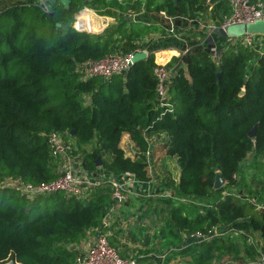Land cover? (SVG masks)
Listing matches in <instances>:
<instances>
[{"label": "trees", "instance_id": "1", "mask_svg": "<svg viewBox=\"0 0 264 264\" xmlns=\"http://www.w3.org/2000/svg\"><path fill=\"white\" fill-rule=\"evenodd\" d=\"M86 1L70 0L65 7L62 0H54L48 12L33 0L0 8V264H76L74 244L90 229L106 231L104 219L116 204L107 182L95 186L87 198L65 191L30 198L2 186L9 177L39 184L60 176V160L47 137L53 130L77 143L89 171L99 168L100 157V168L116 174L131 171L142 180L150 178L146 134L167 132L166 154L177 158L180 176L178 182L169 179L164 184L175 197L160 201L161 213L169 212L166 225L175 241L182 232L207 234L213 227L229 226L260 232L264 250V213L243 195L264 202V185L250 188L242 165L251 155L256 164L251 166L264 173V41L260 52L236 39L226 44L220 62L202 46L174 56L169 63L175 68L168 87L170 105H161L153 50L126 73L109 79L83 77L77 65L143 48L136 38L152 26L145 21L156 18L150 14L154 10L181 16L211 7V19L220 24L231 14L229 0H209L206 7L199 0H146L145 8L143 0L136 1L132 6L145 23L141 30L128 27L131 5L88 0L100 15L117 20L100 34L72 25ZM32 8L38 11L35 16L29 12ZM36 16L50 22L52 34H43L32 22ZM126 133L139 150L134 157L122 147ZM216 169L226 180L220 189L214 188ZM42 203H52L54 209L32 218ZM191 248L199 254L190 264H213L225 255L249 263L259 255L247 234L216 235Z\"/></svg>", "mask_w": 264, "mask_h": 264}, {"label": "built area", "instance_id": "2", "mask_svg": "<svg viewBox=\"0 0 264 264\" xmlns=\"http://www.w3.org/2000/svg\"><path fill=\"white\" fill-rule=\"evenodd\" d=\"M38 1V0H37ZM41 7L45 11H50V0H40ZM231 7V14L225 16L220 24H208L210 34L213 32L215 26H227L239 23H252L258 20H264V0H229ZM137 14L134 12L131 17ZM163 22L166 24V30L170 35H177L176 16H171L165 11H161ZM80 20L77 18L75 27L83 30L79 26ZM236 39H241L247 45L261 51L262 42L264 38L255 37L253 35H243L240 37H224L221 42H210L211 56L220 62L224 47ZM263 39V41H262ZM138 51H146L143 48H137L128 53L112 52L100 59H88L77 65V71L83 77L101 76L109 79L115 74L126 73L130 67L135 63L134 55ZM190 51V45L186 43L182 55ZM166 62H158L154 67V74L157 77V97L160 99L161 105H170L168 99L170 98L168 87L172 82L175 70H170L166 66ZM50 149L53 155L60 160V167L62 172L60 176L49 181L35 184L25 181L21 177H9L2 182L3 187H12L25 194L27 197L33 198L36 195L53 193L57 191H65L68 194L78 196L79 198H87L90 191L97 185L107 182L112 188V197L117 203H124L129 196L134 195L140 198L150 193L159 198L175 197V193L171 188L164 189L162 184L149 178L142 180L138 178L136 173L126 171L120 174L107 171L103 168H97L89 171L82 165V156H72L73 147L62 132L53 130L47 134ZM133 142V141H132ZM151 168V165H148ZM149 171V169H148ZM246 201H250L258 210L264 213V202L258 198L243 194ZM177 198V197H176ZM184 202H189L185 197L177 198ZM112 210V208H111ZM110 210V211H111ZM232 233L234 235L247 234L249 242L254 243L259 251L256 259L250 264H264V250L262 249V242L260 243L257 231L246 233L243 229H236L234 227H213L209 233L197 232L191 234L198 241L210 240L216 235H225ZM109 233H102L97 236L92 242H86L84 239L74 244L77 251L75 263L76 264H137L136 258L124 257L120 254L118 248L110 243Z\"/></svg>", "mask_w": 264, "mask_h": 264}, {"label": "crops", "instance_id": "3", "mask_svg": "<svg viewBox=\"0 0 264 264\" xmlns=\"http://www.w3.org/2000/svg\"><path fill=\"white\" fill-rule=\"evenodd\" d=\"M211 7L207 11V27L208 24H217L213 22L210 16ZM137 13V12H136ZM154 14V13H152ZM138 16V14L136 15ZM107 19H115L114 17L106 16ZM205 17V16H204ZM189 18V17H188ZM187 17L177 23V35H170L166 30V24L155 19L146 20L148 25H152L144 32L140 37L136 38V42L141 43L143 49L148 52L153 50L156 54L158 62H170L174 56H180L186 43L190 45L193 39L190 38L194 33L196 27H192L190 20ZM79 19L82 22L80 27H91V30L96 31L94 28L97 26L96 16L91 10H84L79 15ZM128 27L136 30L143 28L144 21L139 20L138 17H128ZM100 21V20H98ZM198 21V20H197ZM201 23V22H200ZM201 23L205 27V24ZM101 26L97 31L102 30ZM209 28V27H208ZM213 35V37H212ZM210 41L221 42L220 36L212 32L209 35ZM190 40H186V39ZM217 39V40H214ZM176 52L168 54V52ZM168 57V58H167ZM165 58L167 60L165 61ZM172 62V61H171ZM174 65L172 66V68ZM147 139L149 140V150L145 156L147 158L148 165H153L152 159H154V152L157 147H161L167 144V139L170 136L165 131H155L147 133ZM127 144V147H125ZM122 147L127 155L134 157L139 152L138 148L132 142L129 134H124ZM154 148V149H153ZM133 153V154H132ZM177 161V158L174 157ZM178 177L172 178L176 182L179 180L180 167ZM150 179H154L153 171H149ZM171 179V178H170ZM156 180V179H154ZM174 189V188H173ZM157 196H153L150 193L143 198L131 195L124 203H117L112 207L110 213L104 219L106 225V231L109 233L114 242V246L118 248L119 252L127 257L136 258L138 264H190V260L195 255L198 256L199 251L192 249L193 244L198 240L191 235H187L182 232L180 240L175 241L172 232L166 225V220L169 216V212L161 213V208L164 205L163 201H160ZM101 232L100 228L90 229L87 232L84 241L92 242ZM260 239V232H258ZM225 255L220 259H215L213 264H240V262H233L227 260ZM248 262V261H247ZM243 262L242 264H250Z\"/></svg>", "mask_w": 264, "mask_h": 264}, {"label": "rangeland", "instance_id": "4", "mask_svg": "<svg viewBox=\"0 0 264 264\" xmlns=\"http://www.w3.org/2000/svg\"><path fill=\"white\" fill-rule=\"evenodd\" d=\"M28 1H32V0H1V3H0V8H3L4 6L6 5H11L12 3H16V2H28ZM47 1V0H46ZM54 0H50V4L52 5ZM88 1V0H87ZM120 3L124 4L126 3V5H131L130 8H128V15L131 16V14H133L135 12V8H133L132 4H134L136 1H139V0H118ZM34 3L38 4L40 7H41V2L40 0H33ZM144 4H143V7L142 8H145V5H146V0H143ZM163 0H159L158 3H162ZM200 2V5H204V7H206L208 4H210V1L209 0H199ZM187 3V2H186ZM189 5V3H188ZM197 5L195 6L194 5V8L196 9ZM52 6L49 7V10H51ZM41 9L43 10V8L41 7ZM84 10H91L93 12V14L96 16V18L98 20H96V24L97 26H95L94 28H96L94 30H91V27H83V30H85L86 32H89L91 34H100L102 32L105 31V29H107L109 26L111 25H114L117 23V20L116 19H107V17L105 15H100L98 12H96V10L88 3L87 5L85 4L82 9L77 12L75 15H74V21L72 22V25L75 26L76 24V21H77V18L79 17V15L81 14L82 11ZM202 10V9H200ZM45 11V10H44ZM161 11H165L167 12L166 9H163V10H159V11H152L150 12V14L152 16H156L157 17V20L162 22L163 20H165L162 15H161ZM208 10H204V11H201V12H198L196 15H187V14H183L181 16H176L175 20H176V25L177 23L182 19V17H189L191 18L192 20H190L189 24L191 23L192 24V27H196L197 30L194 31L193 34H191L190 38L193 39V42L191 44V50L193 48H195L196 46H202L203 49H210V28L207 27V12ZM29 12L34 15L35 12H38L35 8H32L29 10ZM47 12V11H46ZM127 11H123V13H125ZM143 13V12H142ZM141 13V14H142ZM154 13V14H152ZM168 13V12H167ZM169 15L173 16L174 17V14H170L168 13ZM206 14V16H205ZM35 16V15H34ZM140 16V14H139ZM139 16H135L136 17H139ZM205 16V17H204ZM34 18V17H33ZM188 18V19H189ZM198 20V21H197ZM32 22L42 31L43 34H46V35H50L52 34V29H51V26H50V22H48L47 20H44L43 17H37L32 20ZM204 23L205 24V27L202 26L201 23ZM164 23V22H163ZM101 26H103L102 30L100 31H97V29H99ZM63 33V31H62ZM41 34V33H40ZM59 35H61V32H59ZM213 37V35H212ZM264 38V37H262ZM186 40H190L189 38L186 39ZM214 40H217V39H214ZM263 41V39H262ZM262 52V49L261 51ZM172 53H176V52H168V54H172ZM168 58V57H167ZM167 58H165L167 60ZM171 63L168 62L166 64V66L170 69V70H175V68H172V66L169 64ZM167 144L169 142V140L167 139ZM72 147H73V151H76L75 153L72 152L71 155L72 156H77V155H80V150L77 149L78 145L75 141L72 140ZM93 145V144H92ZM92 145H87L85 147V149L87 150H91V148L93 147ZM127 147V144L126 146ZM154 149V148H153ZM133 154V153H132ZM154 159H152V163L153 165H151V168H148L149 171H153V177L154 179H156L157 181H159L161 184H162V187L164 189H167V188H171L172 187H168V186H165L164 184L166 183V181H168L170 178H177L178 177V174H179V168L177 166V161L174 157L172 156H169L166 154V145L164 146H161V147H157L155 149V152H154ZM106 157V156H105ZM244 165V177H245V180L246 182L248 183L249 187L252 188L253 190H258L257 188L261 187L264 185V173H261V171L256 167V166H251V165H256L252 162L251 160V155H248L247 159L243 162ZM258 165H261L258 164ZM243 171V170H242ZM248 185H247V188H248ZM247 190V189H246ZM260 190V189H259ZM249 192V191H248ZM54 209V206L52 203L50 204H46V203H42L41 206L38 208V209H35L32 214H31V217H36L38 214H41L43 212H46V211H52ZM226 259L228 260H232L233 262H240V264L243 263L242 261V258H239V257H236V256H232L230 255L229 256H226Z\"/></svg>", "mask_w": 264, "mask_h": 264}, {"label": "water", "instance_id": "5", "mask_svg": "<svg viewBox=\"0 0 264 264\" xmlns=\"http://www.w3.org/2000/svg\"><path fill=\"white\" fill-rule=\"evenodd\" d=\"M65 4V7L69 6L70 0H62ZM88 4V1L85 2ZM213 33L221 37H240L246 34L253 35V36H263L264 37V20H258L252 23H239V24H232L223 26H215L213 28ZM148 56L146 51H138L134 55V61L137 62L141 59H145ZM245 89H242L241 93L243 94ZM75 131H73V134ZM251 135H254V131L251 132ZM98 166L100 167L102 161L100 157L97 159ZM226 180L223 177L222 171L220 169H216V175L214 180V188L220 189L225 184ZM100 232L98 233V236ZM4 264H17L15 260H10Z\"/></svg>", "mask_w": 264, "mask_h": 264}, {"label": "bare ground", "instance_id": "6", "mask_svg": "<svg viewBox=\"0 0 264 264\" xmlns=\"http://www.w3.org/2000/svg\"><path fill=\"white\" fill-rule=\"evenodd\" d=\"M81 23H82V22H79V26H80Z\"/></svg>", "mask_w": 264, "mask_h": 264}]
</instances>
